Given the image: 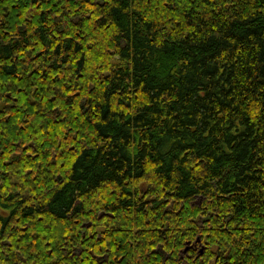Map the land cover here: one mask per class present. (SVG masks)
<instances>
[{
  "label": "trees",
  "instance_id": "1",
  "mask_svg": "<svg viewBox=\"0 0 264 264\" xmlns=\"http://www.w3.org/2000/svg\"><path fill=\"white\" fill-rule=\"evenodd\" d=\"M0 264H264V0H0Z\"/></svg>",
  "mask_w": 264,
  "mask_h": 264
}]
</instances>
